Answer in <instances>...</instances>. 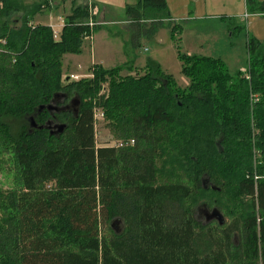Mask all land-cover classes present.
<instances>
[{
  "label": "trees",
  "instance_id": "16d2710c",
  "mask_svg": "<svg viewBox=\"0 0 264 264\" xmlns=\"http://www.w3.org/2000/svg\"><path fill=\"white\" fill-rule=\"evenodd\" d=\"M54 1L0 0V161L10 154L13 170L0 188V264H264V42L247 39L244 73L178 55L182 88L153 60L119 80L94 65L75 82V114L51 113L62 54L81 52L99 24H87L92 3L59 0L70 10L54 38L33 22ZM247 5L264 11V0ZM125 13L132 49L162 27L176 31L165 0H136ZM107 80L96 104L113 137L133 144H96L82 92ZM199 206L224 221L200 220Z\"/></svg>",
  "mask_w": 264,
  "mask_h": 264
},
{
  "label": "rangeland",
  "instance_id": "374dc122",
  "mask_svg": "<svg viewBox=\"0 0 264 264\" xmlns=\"http://www.w3.org/2000/svg\"><path fill=\"white\" fill-rule=\"evenodd\" d=\"M21 1L25 5H30L39 0ZM80 1L85 2V0ZM89 2L93 4V15L99 24L96 30L91 31L86 38H83V50L81 52L62 54L61 74L56 88L61 92L68 93L66 100L71 97L74 98L75 82L81 81L80 83H83L92 78L91 68L94 65L103 68L114 67L113 78L119 80L127 75H143L150 70L148 67L150 61L148 60H153L159 64V71L169 74L175 85L182 88L188 85L189 78L181 72L183 64L178 55L185 53L220 59L230 73L237 70L244 73L247 68L248 57L245 47L247 39L254 36L264 42V16L250 15L240 19L230 15L228 9L222 8L220 3L221 5H217L216 11L221 13L215 17L195 19L193 18L194 15H190L189 21H185L183 24H180L182 21L175 22L171 19L170 21L165 19L164 22L169 21L174 25L176 23V31L172 32L173 35H171V25L162 27L153 36L140 38V47L132 49L126 40L129 39L130 42H133L137 34L127 20L125 5L133 4L136 0H89ZM176 3L174 6L177 9L178 4ZM69 10V1L55 0L52 7H43V11L35 15V20L43 24H57L60 22L59 19L64 18ZM20 15H15V17H20ZM98 19L103 20L99 21ZM93 34L95 36L92 40ZM100 61H102V65L98 64ZM108 88L107 80L95 87L93 86L90 90L85 89L82 92V99L87 103L89 102L94 111L100 109L101 107L97 106L96 101L100 95L108 93ZM51 106L53 107L55 104L51 103ZM94 132L98 146L113 145L117 142H122L124 145L129 141L114 138L105 117L100 121L97 128L95 127ZM4 156L5 158L0 161V188L8 189L12 186L13 170H8L11 167V155ZM254 160H257V156H254ZM210 211L211 209L205 206H199L198 216L200 220H205ZM114 225L117 226L118 223Z\"/></svg>",
  "mask_w": 264,
  "mask_h": 264
},
{
  "label": "crops",
  "instance_id": "0c3cea01",
  "mask_svg": "<svg viewBox=\"0 0 264 264\" xmlns=\"http://www.w3.org/2000/svg\"><path fill=\"white\" fill-rule=\"evenodd\" d=\"M88 1L89 0H85V2H88ZM258 1H263V0H258ZM85 2H82L80 0L76 1L77 4L85 3ZM175 2H177L176 4H178L177 9H176V6H174ZM165 3H166V9L168 10L170 14V19L175 22L182 21L180 22V24H183L185 21L186 22L189 21V19L191 18L190 15H194L195 17L193 18L195 19H201V18L210 17V16L215 17V16L220 15L221 12H219L218 10L216 11L217 5H219L220 3L222 4V8L225 7V9L226 8L228 9V12L230 13V15L236 16L237 18H240V19L243 16H245L244 15L245 13H254L249 10V7L247 5V0H165ZM219 6H218V9H220ZM35 18L36 16L34 17L33 22L40 23V22H37ZM63 19L64 18H60L59 19L60 22H58L57 24L55 23H46V24L52 26L54 29L61 31L62 29L61 21ZM93 20H96L95 17L93 18ZM98 20L102 21L103 19H98ZM96 22L99 23L98 21ZM94 36L95 35L93 34L92 40L94 39ZM91 50H92V47H91ZM94 59H95V56H94ZM98 64L102 65L103 63L102 61H100V63Z\"/></svg>",
  "mask_w": 264,
  "mask_h": 264
},
{
  "label": "flooded vegetation",
  "instance_id": "af4514ba",
  "mask_svg": "<svg viewBox=\"0 0 264 264\" xmlns=\"http://www.w3.org/2000/svg\"><path fill=\"white\" fill-rule=\"evenodd\" d=\"M67 96L64 94V93H59V94H57L54 98H53V100H51V102L52 103H54L55 104V106H53L51 109H50V111H51V113L52 112H63V111H68L69 113H75L76 112V110H77V106L75 105V104H72V102H71V98L70 99H68V100H66L67 98H66ZM73 97H75V96H73ZM62 109H64V110H62ZM53 121H50L49 123H50V126H51V129L50 130H54V131H56V129H57V127H56V125L57 124H60L59 122H53ZM53 127H55V128H53Z\"/></svg>",
  "mask_w": 264,
  "mask_h": 264
},
{
  "label": "built area",
  "instance_id": "2783aa9c",
  "mask_svg": "<svg viewBox=\"0 0 264 264\" xmlns=\"http://www.w3.org/2000/svg\"><path fill=\"white\" fill-rule=\"evenodd\" d=\"M86 3H87V4H91L89 1L86 2ZM90 12L93 14V9H92V7L90 8ZM244 15H245L244 17L250 16V15L264 16V11H261V12H260V11H257V12H254V13H245ZM61 22H62V26H63L64 21L62 20ZM87 24H88L90 27H92L94 24H98V23H97L95 20H93V19H89V20L87 21ZM51 28H52V32H53L54 37H55V38L58 37L60 31L57 30V29H54L52 26H51ZM87 36H88V35H86L85 38H86ZM72 77H73V76H72ZM103 118H104V113L102 112L101 109H96L95 111L93 110V124H94V126H95L96 128H97V126L99 125L100 121H101ZM133 142H134V140H133V139H130V140L127 142V144H130V143L133 144ZM115 144L118 145V146L123 145L122 142H117V143H115Z\"/></svg>",
  "mask_w": 264,
  "mask_h": 264
},
{
  "label": "water",
  "instance_id": "95a60500",
  "mask_svg": "<svg viewBox=\"0 0 264 264\" xmlns=\"http://www.w3.org/2000/svg\"><path fill=\"white\" fill-rule=\"evenodd\" d=\"M56 95H57V94H55V95L53 96V98H54ZM52 100H53V99H52ZM71 102H72V104L77 105V107L79 106V103H80L79 98L76 97V96H75L74 98L71 99ZM51 103H52V102H50V103L47 105V108H48V109H51V108H52ZM62 110H64V109H62ZM74 114H75V113H74ZM32 124H34V123H32ZM56 127H57V129H56L57 131L62 132V130H63V128L65 127V125L61 122L60 124H57ZM211 219H216V221H218L220 224L224 221L221 212H220L219 209L216 208V207H214V208L211 209L209 215H206V220H211ZM115 223H118V222L116 221V222H114V223H111V226H112L114 229L117 228V226L114 225ZM118 230H119V229H118Z\"/></svg>",
  "mask_w": 264,
  "mask_h": 264
}]
</instances>
